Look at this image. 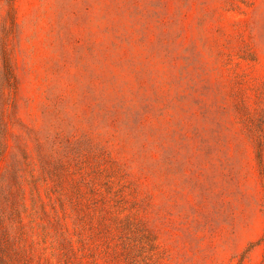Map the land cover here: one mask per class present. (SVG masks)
Masks as SVG:
<instances>
[{"label": "rangeland", "instance_id": "rangeland-1", "mask_svg": "<svg viewBox=\"0 0 264 264\" xmlns=\"http://www.w3.org/2000/svg\"><path fill=\"white\" fill-rule=\"evenodd\" d=\"M6 104L0 264H264V0H0Z\"/></svg>", "mask_w": 264, "mask_h": 264}, {"label": "trees", "instance_id": "trees-1", "mask_svg": "<svg viewBox=\"0 0 264 264\" xmlns=\"http://www.w3.org/2000/svg\"><path fill=\"white\" fill-rule=\"evenodd\" d=\"M8 28V35H14V30H16L17 25L15 24V22L12 20V25ZM2 57H3V62H4V66H5V73H4V77L6 78V82L11 86H9V88L13 87V84H15V80H14V74L12 71V53L11 51H9L7 46H4L2 48ZM5 96V93H4ZM7 118H8V108H7V104L4 105L1 110H0V162H2V160L4 161L6 159L7 156V141H8V136L10 133V130L8 128V124H7ZM4 180H0V224L6 219L7 216V212L5 207V204L7 202L6 199V185L4 184Z\"/></svg>", "mask_w": 264, "mask_h": 264}]
</instances>
